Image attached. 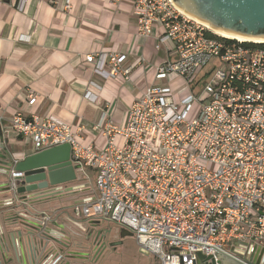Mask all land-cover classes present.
I'll return each instance as SVG.
<instances>
[{"label":"built area","instance_id":"built-area-1","mask_svg":"<svg viewBox=\"0 0 264 264\" xmlns=\"http://www.w3.org/2000/svg\"><path fill=\"white\" fill-rule=\"evenodd\" d=\"M123 1L137 20L136 34L147 38L157 28L159 46L172 57L155 65L159 83L131 102L124 124L102 111L89 129L102 144L86 142L81 127L28 113L36 95L27 92L10 129L30 140L33 152L69 144L70 159L95 171L96 196L74 205L73 213L126 229L159 264H196L197 252L217 258L215 248L259 243L264 239V41L218 35L172 0ZM127 58L96 51L84 56V64L103 79L129 80ZM176 78L180 82L173 87ZM201 79L202 90L194 94L192 85ZM84 97L96 98L90 90ZM17 181L11 178L12 189Z\"/></svg>","mask_w":264,"mask_h":264},{"label":"crops","instance_id":"crops-1","mask_svg":"<svg viewBox=\"0 0 264 264\" xmlns=\"http://www.w3.org/2000/svg\"><path fill=\"white\" fill-rule=\"evenodd\" d=\"M17 2L0 0V126L14 159L33 153L30 140L16 135L9 127L10 119L27 100V92L36 95L35 102L27 106L28 113L56 116L74 129L81 127L86 142L102 144L103 140L89 130L102 111L106 110L115 123L124 124L131 102L148 85L159 83L154 78L155 65L172 59L159 46L157 28L150 37L138 36L131 5L123 0H25L21 9L16 7ZM96 51L126 53L127 63L132 65L129 80L121 75L107 79L96 75L84 64V56ZM179 82L176 78L171 84L175 87ZM87 90L96 98L84 97ZM83 168L77 181L67 184L78 185L77 191L64 194L60 201L28 204L41 213L37 219L56 234L59 232L50 222L62 223L64 216H73L76 202L85 203L96 196L95 171L91 169L93 178ZM20 203L18 196L0 193L1 264L48 263L51 258L44 260L45 242L40 241L38 233L28 239L26 228L19 223L17 215L23 210ZM44 215L47 219H43ZM95 229L107 231L105 240L116 245L97 251L87 247L85 259L63 257L55 264H107L110 259L112 264H159L137 242L135 263L114 259L117 246L130 236L128 231L105 220ZM253 245L263 249L264 239ZM236 251L242 252L240 248Z\"/></svg>","mask_w":264,"mask_h":264},{"label":"water","instance_id":"water-1","mask_svg":"<svg viewBox=\"0 0 264 264\" xmlns=\"http://www.w3.org/2000/svg\"><path fill=\"white\" fill-rule=\"evenodd\" d=\"M184 13L205 23L211 30H218L238 36L264 40V0H172ZM14 172V175L12 172ZM82 173L80 164L70 159V145L60 144L33 152L23 159H14L10 147L5 143V135L0 126V193L10 192L18 196L22 212L17 217L26 228L28 239L38 233L40 241L45 242L46 254L51 260L44 264H55L59 259H85L87 247L95 251L116 242H107V231L95 229L101 219H75L64 216L62 223H52L59 234L44 226L37 219L40 216L28 204L60 201L64 194L75 192L78 185H67L77 181ZM11 178L17 186L10 187ZM83 202H76L74 205ZM73 209V208H72ZM74 227V229H73ZM132 235L131 232H127ZM91 241V242H90ZM247 243H252L247 245ZM242 244V245H240ZM55 245L58 248H55ZM262 245V244H260ZM240 248L242 252L236 251ZM215 257L197 252L196 264H264V248L254 246L253 242H233L227 251L215 248ZM54 254V257H51ZM49 259V258H48ZM5 264V261H2ZM1 264V261H0Z\"/></svg>","mask_w":264,"mask_h":264},{"label":"rangeland","instance_id":"rangeland-1","mask_svg":"<svg viewBox=\"0 0 264 264\" xmlns=\"http://www.w3.org/2000/svg\"><path fill=\"white\" fill-rule=\"evenodd\" d=\"M211 66H212V64L210 63V64H208L205 68H204V70L203 71H208L210 68H211ZM203 83H204V79L202 80H200L199 82H196L195 84H193L192 85V92L194 93V94H199L200 92H201V90H202V85H203ZM86 168V169H85ZM85 169V172L88 174V173H90V175H91V177H93L94 178V171L93 170H91V169H89V168H87V167H84L83 168V170ZM94 173V174H93ZM125 241L123 242V243H121V244H119L118 246H117V248H116V251H115V253L117 254L116 255V257H114V259H118V260H128L130 263H135L136 262V260H137V258H138V256H137V250H138V248H137V245H136V241H135V237L132 235V236H127V237H125V239H124ZM228 248V247H227ZM139 251V250H138ZM123 256H122V255ZM139 255V254H138ZM134 258H135V260H134ZM107 264H112V263H114L113 261H112V259H110V260H107V262H106Z\"/></svg>","mask_w":264,"mask_h":264},{"label":"bare ground","instance_id":"bare-ground-1","mask_svg":"<svg viewBox=\"0 0 264 264\" xmlns=\"http://www.w3.org/2000/svg\"><path fill=\"white\" fill-rule=\"evenodd\" d=\"M214 32L217 33L218 35H222L224 37H230V38L239 39V40L264 41V40H260V39H252V38H248V37L238 36V35H234V34H231V33L222 32V31H218V30H214Z\"/></svg>","mask_w":264,"mask_h":264}]
</instances>
